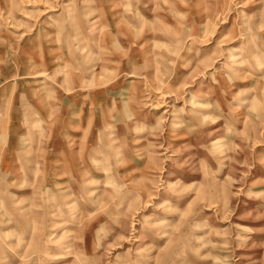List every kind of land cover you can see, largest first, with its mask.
<instances>
[{
  "label": "rangeland",
  "instance_id": "374dc122",
  "mask_svg": "<svg viewBox=\"0 0 264 264\" xmlns=\"http://www.w3.org/2000/svg\"><path fill=\"white\" fill-rule=\"evenodd\" d=\"M0 264H264V0H0Z\"/></svg>",
  "mask_w": 264,
  "mask_h": 264
},
{
  "label": "crops",
  "instance_id": "0c3cea01",
  "mask_svg": "<svg viewBox=\"0 0 264 264\" xmlns=\"http://www.w3.org/2000/svg\"><path fill=\"white\" fill-rule=\"evenodd\" d=\"M40 72H44V71H39L38 73H40ZM45 73V72H44ZM46 74V73H45ZM36 75H38V74H36ZM36 75H34L35 76V78H38V77H36ZM221 85V84H220ZM95 92H99V91H91V92H87L88 93V97H90L91 96V98H93V97H95L96 96V94H95ZM89 93H91V94H89ZM85 94V93H84ZM87 96H86V94L85 95H78V97H80V98H82V97H86L87 98ZM51 108H53V106H51V107H49L48 109H47V111L46 112H44L43 114H42V117L44 118V117H46V118H49L48 116L50 115V110L49 109H51ZM66 125V124H65ZM61 126H64V124L62 123V125ZM8 163V162H7ZM6 163V164H7ZM56 163V162H55ZM77 164H79V160L76 162ZM7 166V168H10V167H12V166H8V164L6 165ZM75 171H76V169H75ZM58 175V172L57 173H55L53 176H57ZM52 179H54L55 181L57 180L56 178H52Z\"/></svg>",
  "mask_w": 264,
  "mask_h": 264
}]
</instances>
